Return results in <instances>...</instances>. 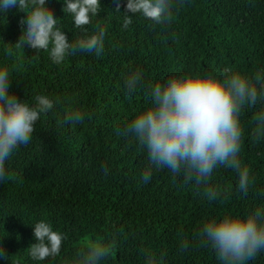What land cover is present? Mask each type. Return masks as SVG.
I'll use <instances>...</instances> for the list:
<instances>
[{"label":"trees","instance_id":"16d2710c","mask_svg":"<svg viewBox=\"0 0 264 264\" xmlns=\"http://www.w3.org/2000/svg\"><path fill=\"white\" fill-rule=\"evenodd\" d=\"M120 3L115 12L114 0H100L98 15L85 26L89 35L97 22L106 28L104 52H79L60 64L27 46L7 56L26 15L16 8L0 12V67L9 69V92L33 106L39 95L59 100L34 125L31 142L6 161L12 178L0 181V245L8 257L0 264H71L85 240L113 234L115 251L102 264H146L142 249L155 252L158 264H221L197 238L203 224L264 209V138H253L254 116L264 111V102L245 106L240 117L239 158L254 177L246 195L237 189L238 172L223 166L214 169L210 182L222 191L215 201L166 168H152L144 183L146 150L117 132L150 106V83L194 71L222 74L226 68L264 76V0H186L166 29L149 27L132 13L133 23L124 29L127 0ZM46 6L69 42L80 38L81 29L62 11L64 0H47ZM135 68L143 72L145 87L128 96L124 75ZM76 110L85 113L83 122L65 123ZM41 220L67 239L57 257L36 261L29 247L37 243L33 228ZM246 264H264V250Z\"/></svg>","mask_w":264,"mask_h":264},{"label":"clouds","instance_id":"9594fccd","mask_svg":"<svg viewBox=\"0 0 264 264\" xmlns=\"http://www.w3.org/2000/svg\"><path fill=\"white\" fill-rule=\"evenodd\" d=\"M186 0H127L123 28L132 23L139 14L149 22V27H170L175 14ZM64 13L70 14L76 28L81 29L80 38L69 42L58 27L59 19L47 7V0H0V12L7 13L16 8L26 15L21 19L22 34L15 44L9 43L5 54L30 47L49 53L53 63L64 62L67 56L79 52L95 53L98 57L105 50L106 28L99 22L89 35L85 26L90 25L100 11V0H64ZM115 12H120V0H114ZM140 68L129 69L124 75L126 95H135L145 87ZM10 72L7 66L0 67V181L11 179L6 171V161L21 145L32 140L34 125L42 114L53 109L54 101L46 95L35 97V104L18 100L9 92ZM259 85V88L257 87ZM151 104L135 118L118 128L119 135L138 142L147 152L150 166L142 172L140 179L148 183L152 168L169 169L173 177L183 175L184 183L192 182L203 188L209 201L217 200L222 191L210 186L213 171L218 166L238 172V191L245 195L254 182L250 169L242 165L240 152L243 128L240 117L245 106L253 107L264 102V76L256 72L249 78L241 72L225 69L216 71H194L181 76H171L166 82L147 85ZM85 113L76 110L68 113L65 123H82ZM253 138L259 142L264 138V111L254 116ZM105 175L108 168L104 167ZM230 194V193H229ZM264 196V192L261 193ZM228 196L225 195L224 199ZM37 243L29 247L33 260L43 261L60 254L65 233L54 231L50 223L41 220L34 226ZM201 245L210 246L221 264H246L264 250V209L257 207L245 217L225 214L220 220H210L197 233ZM117 244L115 234L111 237L89 238L76 252L71 264H102L114 251ZM183 249L189 247L182 242ZM146 264H158L156 253L142 249ZM8 257L0 245V260ZM164 254L161 253L160 260Z\"/></svg>","mask_w":264,"mask_h":264}]
</instances>
